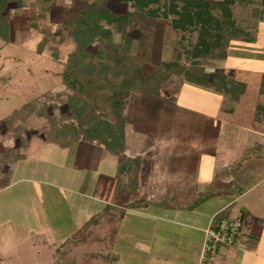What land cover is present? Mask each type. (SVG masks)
I'll list each match as a JSON object with an SVG mask.
<instances>
[{
	"label": "rangeland",
	"instance_id": "1",
	"mask_svg": "<svg viewBox=\"0 0 264 264\" xmlns=\"http://www.w3.org/2000/svg\"><path fill=\"white\" fill-rule=\"evenodd\" d=\"M81 1L53 0L48 11H41V4L36 0H14L7 4L0 20V121L45 94L55 95L65 92L62 74L69 56L77 49V43L74 39L75 36L64 33L62 24L65 12ZM204 1L214 2V0ZM91 2L93 0H86L85 3L90 4ZM260 2H256L250 7L245 4L232 6L231 11L236 20H250V26L253 29L257 28L259 24L255 41L249 43L243 39L234 40L228 49L227 58H221L217 55L200 60V67L210 75L213 74L209 81V88L188 84L183 76L179 77L164 73L153 84V90H158L161 93L159 98L166 99L169 104L176 106L181 114H200L208 117L213 116L215 113L214 102L219 106L223 94L227 97L225 99L228 103L232 102V96L229 95V92L231 89L235 90L236 87H238L237 90L245 89L250 83V86L252 85L251 87L254 89L260 88L263 96L264 22L260 21L255 13V10L260 11L263 9ZM164 3L165 1L161 3L163 7L155 19L146 18V15H142V19L133 18L126 24L112 27V35L109 38L94 40L92 46H89L92 56H96V50L99 48L101 49L100 55L105 60V66L110 64L100 73L96 71L98 74L109 77L113 60L123 62L120 68L122 78H125L127 74L135 73L134 71L137 69H142L146 72L145 75L159 72L163 64L171 61L177 62L179 66H191V62L194 60L195 48L202 47V42L207 44L214 42L202 33V26L187 23L195 15L196 10L202 7L201 1L175 0L168 6H165ZM155 7L157 6H153V8ZM107 8L114 15L125 16L136 12L131 2L125 3L123 0H108ZM40 27H44L47 33L53 34L54 42L59 44L60 62L53 61L47 51L43 54L37 53L41 41V35L38 31ZM214 75H217L220 79L217 78L218 81H214ZM253 78L255 79L253 80ZM229 106L227 105L223 109L229 112V109L233 110L235 105L229 104ZM101 109L104 110L102 112L107 117L109 116V119L113 120V124L117 123V120L112 118L105 107ZM100 112L94 114L97 113L96 115H98ZM48 115L49 120L47 122L25 133L27 139L30 136L38 137L51 129L49 122L51 121L52 112H49ZM84 116H87V114ZM88 118L91 121L94 116L88 115ZM233 130L234 128L230 126H224V130L222 129L220 134L222 138L229 137L234 135ZM124 134L126 141L131 135L135 137L126 125ZM11 142L12 139L7 135L6 127L1 126L0 149L3 148V144L9 146ZM134 144L135 147L137 145L144 146L143 138L138 139L136 137V143ZM128 147L127 143L126 148ZM61 161L68 162L69 159L63 158ZM51 169L53 168L43 167L41 171H35L33 167L28 165V167L22 168L18 175L45 176V178L51 177L52 180L55 176L53 172L49 171ZM100 173L101 171L97 173V176L94 175V182L84 187L86 189L79 182H74L71 186L73 189H80L81 193H87L96 200H86L67 193L62 195L57 192V222L44 224L30 222L29 212L33 210L35 205H33L32 199H28L27 196L32 186L25 185L10 191L6 189V191L0 192V264H55V250L65 240L74 235L82 225L91 220L96 213L106 211L107 207L105 204H101V200L112 205L123 203V199L121 197L118 199L115 195L117 189H115L114 183L104 184L100 182L103 178ZM88 177L90 178V176ZM2 178L0 184L3 185L2 182L6 181V178ZM77 180L78 178H76ZM59 194L62 195L61 198ZM119 194H123V191ZM205 202L202 203L204 205L201 211L204 216L210 215L221 207L218 200L211 199ZM70 203L71 205H69ZM74 204L85 206L89 212L92 210L91 215L93 216L86 218V222L85 220L75 222L76 210L71 207ZM195 205L192 206L191 203L189 208L192 209ZM255 211L257 214L264 212L263 206L260 210L255 209ZM114 214L116 213L114 212ZM117 217H119L118 214ZM31 220H34V217ZM126 221V224L131 222V225L126 226L125 239L121 240L123 254H125L122 261L119 260L118 239L113 235L116 226L103 222L98 225L95 232L106 241L77 249L67 255L68 260L76 261L77 264H125V261L129 264L131 260L130 264H134V246L136 243L141 242L147 248H151L149 245L152 246L153 243L155 248L168 252L171 248L168 244L176 239L172 229L169 231L164 228L165 226L162 223L154 222L148 217L126 213ZM38 235L44 236L38 237ZM35 236L39 238L36 243L31 240ZM155 248H152L153 256L144 254H142L144 256H137V259L142 261L140 264L154 262ZM174 250L175 248L172 249V251ZM172 251H169L170 255L173 256V259L174 257L177 258L174 254H171ZM178 252L181 254V248H178ZM91 253L98 254L102 259H85L86 254ZM253 253L255 255L251 256L250 261H247L246 264H264V259L257 258L258 255L264 256V246L260 250L253 251ZM190 257L191 259L194 258L192 255ZM182 259L183 256L179 255L177 264H181ZM153 264L157 263L154 262Z\"/></svg>",
	"mask_w": 264,
	"mask_h": 264
},
{
	"label": "crops",
	"instance_id": "2",
	"mask_svg": "<svg viewBox=\"0 0 264 264\" xmlns=\"http://www.w3.org/2000/svg\"><path fill=\"white\" fill-rule=\"evenodd\" d=\"M251 86L249 83L245 89H231L232 102L229 103L223 94L219 106L214 102L215 113L208 117L181 114L166 99L142 92L133 93L126 111V126L135 137H128L127 150L128 156L139 159L141 165L123 176L118 172V159L102 147L80 142L61 148L47 143L44 133L38 137L30 136L26 159L5 167L8 177L3 185L0 184V192L32 186L27 196L35 205L29 212L30 222H57V192L96 200L71 186L79 182L83 188L87 187L94 182V175L101 171L103 178L100 182L114 183L115 195L123 199V203L114 205L101 200L107 208L119 210V260L125 256L121 242L126 236L125 228L131 225V222L126 224V213L162 223L167 230H173L176 238L168 244L171 246L168 252L175 248L171 254L177 258L173 259L170 252L155 248L153 243L149 245L151 248H147L138 242L134 246V264L142 263L137 256H153L152 248H155L154 262L157 264H177L179 255L183 256L181 264H198L205 229L214 216L225 212L229 218L241 221L242 234L239 247L220 249L214 264H246L255 255L253 251L264 246V212L257 214L255 211L262 206L264 209V95L260 88ZM229 104L235 106L227 112L223 107ZM224 126L234 128V135L222 138L220 132ZM239 130L242 132H237ZM136 137L143 138L144 146L135 147ZM2 146L0 152L17 148L19 141L12 140L9 146ZM63 158L69 161H61ZM28 165L35 171L52 167L49 171L55 177L51 180L45 176L18 175ZM130 174L138 178L135 184L129 181ZM127 183L134 185L135 189L119 194L121 185ZM211 199L218 200L221 207L204 216L202 203ZM190 201L192 206L197 204L192 209L189 208ZM71 207L76 210L75 222H86V218L93 216L92 210L89 212L85 206L74 204ZM177 247L181 248V254ZM190 255L194 258L191 259ZM258 257L264 259L263 255Z\"/></svg>",
	"mask_w": 264,
	"mask_h": 264
},
{
	"label": "trees",
	"instance_id": "3",
	"mask_svg": "<svg viewBox=\"0 0 264 264\" xmlns=\"http://www.w3.org/2000/svg\"><path fill=\"white\" fill-rule=\"evenodd\" d=\"M10 1L14 0H0V20L6 10L5 7ZM36 1L41 4V11H48L51 2H53V0ZM123 1L125 3L131 2L136 12L125 16L114 15L107 8L108 0H93L90 4H86V0H82L65 12L62 29L64 33L75 36L74 39L77 43V49L69 56L62 74L63 85L66 90L61 94H45L0 121V128L4 125L7 129V135L12 140L19 141L17 148L0 152V179L8 177V173L5 172V167L8 164L26 159L30 140L26 138L25 133L47 122L49 112H52L51 121L49 122L51 129L44 133L47 143L61 148H69L80 142L102 147L118 159L120 176L130 172L131 169L135 171L141 165L140 160L128 156L127 141L124 134L125 114L131 95L142 92L159 97L161 93L158 90H153V84L164 73L179 77L183 76L188 84L209 88V81L213 74L210 75L200 67V60L217 55L221 58H227L228 49L234 40L243 39L249 43L255 41L259 24L257 28L253 29L250 26V20H236L231 11L232 6L245 4L250 7L252 4L261 1L260 6L263 9L260 11L255 10V13L258 16L257 18L264 22V0H214L213 3L199 0L202 2V7L196 10L195 15L187 23L202 26V33L214 42L209 44L202 42V47L195 48L194 60H192L191 66H179L177 62L171 61L163 64L159 72L145 75L146 72L137 69L134 71L135 73L127 74L125 78H122L120 68L123 62L113 60V65L110 67V76L107 77V75L98 74L101 70H105L110 66V64L105 66V60L100 55L101 49L97 48L96 56H92L90 52L89 46H92L94 40L109 38L112 35V27L126 24L133 18L142 19V15H146V18L155 19L163 7L161 5L163 1H165L164 5L168 6L175 0ZM153 6L157 7L153 8ZM42 18L44 19V16ZM38 31L41 35V41L37 53L43 54L47 51L53 61L60 62L61 51L59 44L54 42L53 34L47 33L44 27L38 28ZM213 78L214 81L220 79L217 75H214ZM103 107L107 109L112 118L117 120L116 124H113V120L102 112L104 111L101 109ZM98 111L102 113L94 114ZM85 114L87 116H84ZM88 115H93L94 119L89 121ZM137 179L135 175L130 174L129 181L131 184H135ZM120 189L128 192L129 190L133 191L135 188L134 185L127 183L121 185ZM118 213V208L110 207L92 217L55 250V264H77L76 261H69L67 255L91 244L104 243L106 240L95 232V229L102 222L116 226L113 235L118 239L120 233ZM37 239L39 238L33 241L36 243ZM87 258L92 260L102 259L98 254L92 253L86 254L85 259Z\"/></svg>",
	"mask_w": 264,
	"mask_h": 264
},
{
	"label": "built area",
	"instance_id": "4",
	"mask_svg": "<svg viewBox=\"0 0 264 264\" xmlns=\"http://www.w3.org/2000/svg\"><path fill=\"white\" fill-rule=\"evenodd\" d=\"M241 234L242 223L240 220L229 218L225 212L214 216L204 231V242L198 264H214L220 249L239 247Z\"/></svg>",
	"mask_w": 264,
	"mask_h": 264
}]
</instances>
